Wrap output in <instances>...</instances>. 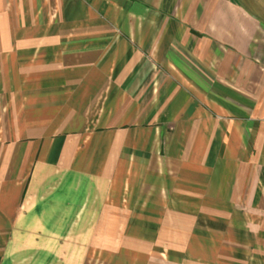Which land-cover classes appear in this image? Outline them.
<instances>
[{
	"label": "crops",
	"instance_id": "crops-1",
	"mask_svg": "<svg viewBox=\"0 0 264 264\" xmlns=\"http://www.w3.org/2000/svg\"><path fill=\"white\" fill-rule=\"evenodd\" d=\"M97 235L106 264H264V0H0V264Z\"/></svg>",
	"mask_w": 264,
	"mask_h": 264
},
{
	"label": "rangeland",
	"instance_id": "rangeland-1",
	"mask_svg": "<svg viewBox=\"0 0 264 264\" xmlns=\"http://www.w3.org/2000/svg\"><path fill=\"white\" fill-rule=\"evenodd\" d=\"M78 243H79V245H82L81 247H83L84 241L78 242ZM99 243H100V241H99L98 235H97V239L93 240V242H92V246H91L92 247V253H91V255L87 254V256L83 255L80 258H76L77 264H79L78 262H80L81 264H106L105 261L104 262L102 261V260H104V258L99 255V249H100Z\"/></svg>",
	"mask_w": 264,
	"mask_h": 264
}]
</instances>
